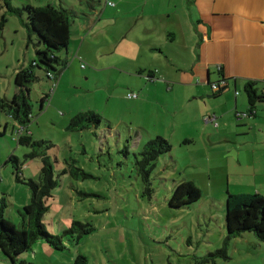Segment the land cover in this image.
<instances>
[{"label":"rangeland","instance_id":"374dc122","mask_svg":"<svg viewBox=\"0 0 264 264\" xmlns=\"http://www.w3.org/2000/svg\"><path fill=\"white\" fill-rule=\"evenodd\" d=\"M50 3L72 8L77 15L71 22L70 50L62 52L68 65L57 81L35 68L39 79L30 86L29 129L35 139L54 144L47 152L59 181L44 222L56 233L70 227L74 219L92 222L95 230L79 243L65 236L69 249L61 253L53 254L37 242L33 245L37 253L29 252L28 259L37 264H75L76 257L84 253L86 264H264V241L254 232L229 240L228 258L210 255L223 248L227 236L226 193L264 195L257 189L264 187V164L255 161V155H261L245 150L237 156L232 152L236 147L216 140L207 146L199 126L191 122L192 111L188 107L185 112L174 110L171 103L178 95L167 90L165 83L142 80L149 87L139 92V98L147 100L141 107L132 103L137 97L128 94L137 92H129L130 77L120 67L127 65L121 56L126 57L130 42L136 40L129 32L127 15L114 13L120 5H108L106 0H0V21L7 17L0 29V98L12 99L17 71L29 68L36 58L35 45L28 43L23 24L26 12L12 14L9 5L22 8ZM46 93L50 98L43 102ZM85 111L102 117L98 128L69 130L74 115ZM18 126L10 114L0 110V200L7 197L5 218L20 227L18 207L30 202L32 192L16 179L15 164L8 159L12 154L19 157L26 179L39 178L41 160L26 157L30 149L18 143ZM256 131H251L253 141ZM157 135L168 139L172 149L154 169L148 195L135 161ZM187 137L194 142L187 143ZM236 140L248 142L245 147L253 145L244 135ZM71 163L92 176L76 178L70 171L60 174ZM184 180L193 181L202 197L190 207L171 208L169 198ZM258 224L264 228V218ZM50 254L57 259L51 260Z\"/></svg>","mask_w":264,"mask_h":264},{"label":"crops","instance_id":"0c3cea01","mask_svg":"<svg viewBox=\"0 0 264 264\" xmlns=\"http://www.w3.org/2000/svg\"><path fill=\"white\" fill-rule=\"evenodd\" d=\"M119 5L114 13L127 15L136 40L130 42L126 57L121 56L127 65L120 67L130 77L129 92L139 95L132 103L141 107L147 100L139 98L149 87L142 80L165 83L178 95L172 107L176 112L187 107L192 111L191 122L199 126L207 146L214 140L223 142L236 147L232 152L237 156L258 151L261 156L255 155V161L264 164V102L250 113L245 92L248 80L260 81L264 90V0H117ZM221 79L228 80V88L213 96L211 83ZM210 112L218 113V127L203 121ZM243 112L248 115L240 117ZM177 125L182 134V122ZM241 135L253 145L237 143ZM257 189L264 192L263 186ZM50 258L57 259L51 254Z\"/></svg>","mask_w":264,"mask_h":264},{"label":"trees","instance_id":"16d2710c","mask_svg":"<svg viewBox=\"0 0 264 264\" xmlns=\"http://www.w3.org/2000/svg\"><path fill=\"white\" fill-rule=\"evenodd\" d=\"M93 7L96 10L95 6ZM8 11L20 16L23 15L24 11L26 12L27 20L23 21V24L27 30L28 43L32 42L35 45L36 58L29 68L24 67L17 71L15 75L16 92L12 99L0 98V110L10 114L19 125L18 143L30 149L26 157L41 160V171L38 179H33V177L23 178L21 174L23 172V165H21L23 162L13 154L8 159L15 164L16 179L23 181L30 187L32 196L28 204L18 207L20 227L5 218V210L9 206L7 197L3 196L0 200V254L2 255L0 256V262L1 264H6L5 261L8 264H37L28 259L29 252L37 253L33 250L35 243L40 242L51 248V250L54 249L53 252L59 251L61 253L69 249L64 241L65 236H70L71 240L69 238L68 241L79 243L95 230L92 222H83L76 219L72 221L70 227H62L61 230L65 228L63 232L59 230L56 233L48 230L44 222V216L50 209L49 198L54 196L53 191L59 184L54 162L47 152V149H50L54 144L50 140L35 139L33 132L29 129L33 112L30 86L39 79L35 68L44 70L51 81H57L60 77L59 75L68 65V60L62 56V52L70 50V27L72 18L77 15V12L72 8L63 7L62 5L56 6L51 3L40 6L25 4L22 8L9 5ZM6 21L7 17L4 15L0 21V29L3 28ZM217 83H221V85L218 90L213 92V96L221 95L229 84L227 79H221ZM260 84L261 82L256 80H248L245 83V92L252 114H255L254 108L256 105L264 102V90L261 89ZM49 98L50 94L46 93L43 102ZM101 121L102 117L94 111L79 112L74 115L67 128L71 131L92 129V127L97 129ZM185 141L187 143L194 142L193 139H186ZM171 149V142L164 136L157 135L144 145L140 151V156L136 157L135 169L148 195L152 193V173L157 167L161 156L169 153ZM68 171L76 178L79 176H92L91 173L86 172L74 163L70 164V169L66 168L60 174ZM79 192L81 193V191ZM201 197V189L193 181L184 180L174 188L169 198V206L175 209L190 207L199 201ZM225 205L227 236L223 248L210 255L221 254L228 258L227 245L232 238L239 237L246 232H254L260 241H264V228L258 224L264 218V195L234 194L228 191ZM87 261L86 254L80 253L76 257L75 264H86Z\"/></svg>","mask_w":264,"mask_h":264},{"label":"built area","instance_id":"2783aa9c","mask_svg":"<svg viewBox=\"0 0 264 264\" xmlns=\"http://www.w3.org/2000/svg\"><path fill=\"white\" fill-rule=\"evenodd\" d=\"M106 3L108 5H111V6H115L116 5L115 4L116 2L114 0H106ZM219 68L221 69V66ZM220 85H221V83L219 84V83L216 82V83H212L211 86H212V89L214 91H216V90H218L220 88ZM137 96H138L137 93H132L131 92V93L128 94V97H130V98H134V97H137ZM238 115L240 117H244V116H247L248 113L247 112H243V113H239ZM204 121L206 123H211L214 126H219V116H218V114L216 112H210V113L205 114Z\"/></svg>","mask_w":264,"mask_h":264}]
</instances>
